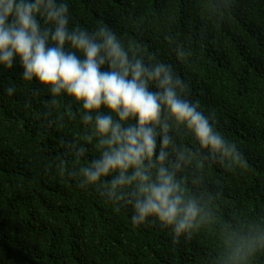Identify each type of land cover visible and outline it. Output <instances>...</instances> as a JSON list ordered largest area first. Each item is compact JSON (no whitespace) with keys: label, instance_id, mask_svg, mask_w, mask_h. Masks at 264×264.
Returning <instances> with one entry per match:
<instances>
[{"label":"trees","instance_id":"16d2710c","mask_svg":"<svg viewBox=\"0 0 264 264\" xmlns=\"http://www.w3.org/2000/svg\"><path fill=\"white\" fill-rule=\"evenodd\" d=\"M67 2L72 25L102 23L181 76L244 166L185 169L188 195L211 214L190 234L133 226L130 212L74 185L99 155L80 106L24 82L18 65L0 70V264H228L244 236L264 234V0ZM250 264H264V250Z\"/></svg>","mask_w":264,"mask_h":264},{"label":"clouds","instance_id":"9594fccd","mask_svg":"<svg viewBox=\"0 0 264 264\" xmlns=\"http://www.w3.org/2000/svg\"><path fill=\"white\" fill-rule=\"evenodd\" d=\"M17 65L24 82L80 106L99 155L79 167L74 185L130 212L133 226L190 234L211 214L188 195L185 169L195 162L244 166L181 76L135 54L102 23L72 25L67 0H0V70ZM260 250L264 234L246 235L228 264H250Z\"/></svg>","mask_w":264,"mask_h":264}]
</instances>
